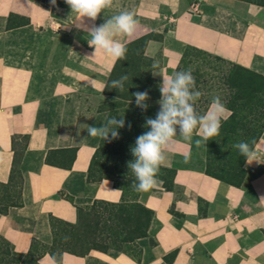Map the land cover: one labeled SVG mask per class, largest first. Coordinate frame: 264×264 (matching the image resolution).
<instances>
[{
    "label": "crops",
    "instance_id": "1",
    "mask_svg": "<svg viewBox=\"0 0 264 264\" xmlns=\"http://www.w3.org/2000/svg\"><path fill=\"white\" fill-rule=\"evenodd\" d=\"M124 10L137 24L131 36L117 39L126 45L151 37L144 57L158 62L149 74L160 89L188 47L264 75V1L113 0L92 21L71 12L65 0H0V183L10 181L18 152L23 177L22 206L0 213V235L19 253H28L34 240L52 243L51 216L76 222L77 206L122 200L112 180L88 179L102 139L83 125L100 127L108 118L95 100L108 98L106 83L117 62L102 52L91 57L88 31ZM18 18L23 22L14 24ZM162 98L151 104L161 109ZM175 127L161 165L175 171L172 188L156 177L155 187L138 192V201L154 212L149 234L157 243L137 239L141 261L92 249L84 256L64 252L61 263L45 253L40 264H264V135L254 147L257 161L244 164L246 175L235 185L206 172L208 140L197 132L185 140ZM23 136L29 139L20 148ZM60 149L75 150L71 167L48 161Z\"/></svg>",
    "mask_w": 264,
    "mask_h": 264
},
{
    "label": "trees",
    "instance_id": "2",
    "mask_svg": "<svg viewBox=\"0 0 264 264\" xmlns=\"http://www.w3.org/2000/svg\"><path fill=\"white\" fill-rule=\"evenodd\" d=\"M249 1L263 2L264 0ZM150 38L149 36H145L137 41L126 44L127 52L125 59L128 60H117L107 79L105 94L116 101L111 107L106 109L109 113L108 118L114 116L116 119L123 118L126 122L130 120L128 123L131 124V129L129 130L128 123H126L124 128L117 129L120 134L119 139L112 140L111 142L102 140L89 168L88 179L90 181L95 182L104 178L112 180L115 187L123 191L122 200L120 202H110L96 199L91 205L85 207L77 206L78 218L76 222H69L51 216L52 243L46 245L38 240H34L28 253L15 251L12 244L0 235L1 262L5 261L6 264H40V257L45 253H49L56 262L61 263L64 252L84 256L92 249L103 252L116 249L141 261L139 256L136 257V255L129 254L131 248H127L126 244L138 247L136 243L137 239L144 237H148L152 245L157 244L149 234V227L154 212L138 201L137 191H135V198L130 202L127 199V190L128 186H131L133 182H137L134 173L128 166L129 162H135L136 159L131 152V148L135 146V140L139 135L150 130L149 127H145L146 119H156L157 114L161 111V109L151 104L152 100L158 99L161 96L158 80L152 78L149 74L147 82L157 84V92L155 94L149 93L151 95L145 101L148 105L146 110L137 107L136 104L130 105L129 108H121L123 105H127L125 101H135L132 93L140 90V81L138 79H143L144 77L134 60L141 56L144 57L145 46ZM136 43H142L141 49L139 52L134 50L133 56L129 57L130 48ZM191 51L213 57L229 65L222 73L225 81L224 85L231 87V89L236 88L238 91L234 92V99L225 105L232 113L227 119L222 120L221 123L219 134H226L222 152L219 153L213 150L216 144V136L207 142L206 172L231 184L240 185L246 175L244 168L245 158L240 155L234 145L240 141L249 143L255 141V145H253L255 147L259 139L264 135V75L196 47L187 48L176 70L181 69L182 64L187 60ZM122 75L129 77L127 81H123V93L119 92V89L113 90L110 84L112 80H119ZM196 81L198 83L199 79H196ZM143 88H146V85H143ZM146 91L150 92L148 89ZM118 99H122L124 102H117ZM195 112L200 113L198 110ZM200 115L202 114L200 113ZM247 117L249 119H246ZM23 137L26 138L25 142H27L29 137ZM228 143H230L229 146L227 145ZM72 151L74 154L71 162L68 165L60 166L71 167L75 156V150L72 149ZM101 156V168L105 167L106 164H110V167L106 169L100 168V175L95 176L94 170ZM20 159L21 153L18 152L15 155L10 181L8 183H0L1 214H6L11 209L22 206L21 186L23 177L19 166ZM160 169L169 173L167 177L157 176L163 178L164 185L169 190L173 186L175 171L163 167H160ZM17 173L20 176L19 195L16 200H12L8 205L1 206L2 190L13 184L14 176ZM57 224H60L61 229L57 227ZM39 246L47 247V250L40 251L38 250ZM141 253L142 251L139 248V254L141 255Z\"/></svg>",
    "mask_w": 264,
    "mask_h": 264
},
{
    "label": "clouds",
    "instance_id": "3",
    "mask_svg": "<svg viewBox=\"0 0 264 264\" xmlns=\"http://www.w3.org/2000/svg\"><path fill=\"white\" fill-rule=\"evenodd\" d=\"M55 5L56 0H51ZM78 17H88L95 21L103 9L111 7L113 0H65ZM137 21L134 14L124 10L112 16L103 24L93 27L88 31L91 40L88 41L90 47L94 49L91 57L98 53H104L111 57L113 61L125 59L127 48L117 37L131 36L135 30ZM153 68H159L158 62L153 64ZM158 74L153 72V75ZM162 74V71L159 72ZM127 75H122L119 80H112L111 87H118L123 91V81L128 80ZM190 87H195V78L192 70L174 71L173 75L164 80L160 91L162 94L161 111L156 119L147 118L145 127L150 130L139 135L135 140V146L131 148L132 154L136 157L135 162H129L128 166L135 175L136 181L131 187L137 192L149 191L157 185V174L161 165L165 163L166 157L164 149L177 135L176 125H179V135L185 140H190L193 133L197 132L203 140L207 141L219 135L222 120L226 119L229 110L222 103L219 96H214L208 110L200 116L195 114L194 108L189 101L199 99L201 92L190 91ZM136 106L146 110L148 105V92H134ZM126 121L109 117L100 126L83 125L87 129L90 137H99L105 142L119 139L117 129L124 128ZM129 130L131 124H127ZM199 144L200 141L198 140ZM255 141L251 143L240 141L234 145L240 155L245 158V163L250 164L257 161V151L253 147ZM188 157L185 156L187 161Z\"/></svg>",
    "mask_w": 264,
    "mask_h": 264
},
{
    "label": "rangeland",
    "instance_id": "4",
    "mask_svg": "<svg viewBox=\"0 0 264 264\" xmlns=\"http://www.w3.org/2000/svg\"><path fill=\"white\" fill-rule=\"evenodd\" d=\"M142 22L148 24V25H153L154 22L149 20V19H145L142 18L141 19ZM23 22L22 18H18V19H14L13 23H21ZM84 37L79 34L77 37V40H83ZM142 43H136L134 44L131 48H130V53H129V57L133 56V52L134 50L136 51H140V47H141ZM128 60V59H125ZM134 61H136V64L138 65V68H140L141 74L144 77L143 79H138L140 81V92H144L146 91V89L150 90V92H148V96L151 95L149 93L155 94L157 91V84H153L152 82H147L148 81V77H149V70H150V66H152L154 64V62L146 59L145 57L141 56L140 58H136ZM76 66H78L79 68H84L85 64H77ZM228 64L225 62H220L218 60H216L213 57H209L207 55H202L200 53H197L195 51H191L189 53V56L187 58V60L182 64L181 69L176 70V71H186L188 69L192 70V75L195 78V87H190V91L195 93L197 91L201 92L202 95L199 97V99H196L194 101H189L190 104H192L194 111L198 110L202 115L203 112H206L208 110L209 107V102L212 100V98L214 96H219L221 98L222 103H224V105H227L228 103H230V100L234 99V92L238 91L236 88L231 89V87H228L227 85H224V77H222V73L228 68ZM94 71H96V74H99L97 72V69L94 67ZM226 73V72H225ZM224 73V75H225ZM227 74V73H226ZM198 77V78H197ZM196 79H199V82L197 83ZM143 85H146V88H143ZM113 90L119 89L118 87L116 88H112ZM120 92V89H119ZM123 93V91H121ZM94 97V99L96 98L95 96H91V99ZM95 106L100 108L101 110H106L109 107L112 106L113 103H115L116 101L113 100V98L108 97L105 98V100L103 101L102 99H100L99 97L95 100ZM117 102H124V100L122 99H118ZM127 105H123L121 108H129L130 105H135V101H125ZM149 102V101H147ZM92 107V104H89ZM161 105L160 103H158V106ZM89 106V107H90ZM155 107V106H154ZM92 110V108L90 109ZM108 112V111H107ZM200 113L195 112V114L197 116H200ZM109 116V113H108ZM246 119H249V117H247ZM130 122V120L128 121ZM126 122V123H128ZM224 135V136H223ZM219 134L216 136L215 141L216 144L213 148L214 151L221 153L223 148L222 146L225 144V138H226V134ZM234 137V136H233ZM232 138V137H231ZM26 141V138L21 137V139L19 140L20 143V148L23 147L24 143ZM228 146L230 145V143L227 144ZM21 150V149H20ZM73 152L69 151V150H54L52 152H50V155L48 157L49 161L54 163V164H58V165H68L72 158H73ZM102 161V156L99 159V163H97L95 170H94V175L95 176H99L100 175V168H101V162ZM110 164H106L105 167H103L104 169L109 168ZM101 168V169H103ZM221 172V171H220ZM169 175L168 171H163L161 169H159V172L157 174V176H165L167 177ZM225 178L227 179V177L225 176ZM19 181H20V176L19 174H15L14 176V181L13 184L9 187H5L2 190V194H1V206H6L8 205V203H10L12 200H16L18 195H19ZM135 190L132 189L131 186H128V190H127V199L130 200V202L133 201V199L135 198ZM57 227L59 229H61L60 224H57ZM3 245V244H1ZM127 248H131L129 250V254H133L136 255V257H140L141 255L139 254V248L131 245V244H126ZM40 251L43 250H47V247L44 246H39ZM114 251H118L116 249H112ZM110 251V250H109ZM169 260V258H168ZM171 262V261H170ZM0 264H6L5 261L1 262Z\"/></svg>",
    "mask_w": 264,
    "mask_h": 264
}]
</instances>
